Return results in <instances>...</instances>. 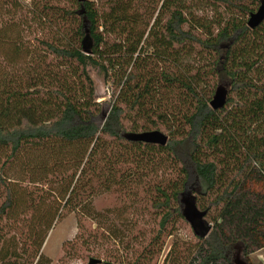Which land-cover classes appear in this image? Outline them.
<instances>
[{"label": "trees", "instance_id": "16d2710c", "mask_svg": "<svg viewBox=\"0 0 264 264\" xmlns=\"http://www.w3.org/2000/svg\"><path fill=\"white\" fill-rule=\"evenodd\" d=\"M20 1L0 0V264H41L47 232L62 216L44 203L22 202L8 168L34 154L53 161L38 164L43 178L53 177L69 164L65 152L77 148L74 180L61 181L65 208L107 141L153 167L166 157L176 170L172 182L155 188L152 207L162 216L151 247L172 221L188 222L191 205L211 230L204 238L193 230L190 264H235L238 257L252 264L250 255L264 249V21L255 29L247 21L262 0H67L70 7L32 0L28 17ZM202 3L213 16L197 14ZM27 20L40 29L34 49L18 30ZM55 24L64 36H45ZM89 67L112 89L102 125L95 123L103 110ZM219 85L229 93L213 110ZM163 92L178 97L174 123L155 104ZM153 132L167 143L126 138Z\"/></svg>", "mask_w": 264, "mask_h": 264}, {"label": "rangeland", "instance_id": "374dc122", "mask_svg": "<svg viewBox=\"0 0 264 264\" xmlns=\"http://www.w3.org/2000/svg\"><path fill=\"white\" fill-rule=\"evenodd\" d=\"M60 1L63 6H71L70 1ZM20 2L23 6L20 13L23 14L24 11L28 17L27 10H30L32 0ZM197 14L213 16L214 8L202 3L197 7ZM19 16L17 15V18ZM29 22L23 21L18 30L22 31L21 38L24 42L34 49L35 38L40 36V29ZM44 35L57 38L64 36V30L55 24ZM200 61L196 57L197 64H200ZM159 66L156 69L158 74L162 69ZM6 70L9 72L12 69L6 67ZM88 70L94 83L97 101L102 104L103 110L95 119V123L102 125L104 115H108L111 108L112 89L97 68L89 67ZM177 100V95L168 92H163L156 98L157 108L160 107L170 117L171 123H174V117L176 118L172 108ZM77 152V148H69L65 152V159L69 164L65 165L62 173L53 177L43 178L38 169L39 163H48L52 167L53 161L41 157L36 159L34 154L28 155L29 157L23 155L6 172V177L17 183L16 188L22 195V202L28 203L32 200L40 202L39 205L44 203L50 211H60L62 215L53 222L47 232L40 253L43 257L41 264H88L91 258L101 259L106 264H190L196 254L198 239L191 224L185 220L177 218L172 221L162 236L161 243L150 246L158 234L162 216L152 207L157 198L155 188L158 185L166 187L176 177V170L166 157H160L157 165L153 167L144 164L147 158H141L139 153L131 154L127 147L121 148L117 143L107 141L105 146L98 150L92 165L87 163L85 166L81 176L82 183L78 191L71 196L72 203L63 208L67 196L64 193L62 198L59 193L61 181L74 180L75 168L79 164L74 165L71 162L75 155H78ZM3 160L0 156V166ZM34 179L40 181L32 183ZM45 180L50 183H44ZM2 200L3 196L0 194V204ZM37 211H40V207ZM30 214L26 212V215ZM79 221L84 226L83 230L79 228ZM5 224L2 223L1 226L4 227ZM79 235L85 245L81 240H77ZM250 262L264 264V249L251 254Z\"/></svg>", "mask_w": 264, "mask_h": 264}, {"label": "water", "instance_id": "95a60500", "mask_svg": "<svg viewBox=\"0 0 264 264\" xmlns=\"http://www.w3.org/2000/svg\"><path fill=\"white\" fill-rule=\"evenodd\" d=\"M79 1L83 3L86 0H79ZM263 21H264V0L261 1V4L257 9V11L249 16V19L247 21V26L251 29H255L256 27L261 25ZM91 48H92V39L87 33L83 41V49L86 53H89L91 51ZM228 93H229V88L227 86L219 85L210 103L211 108L213 110L222 108L227 101ZM104 117L106 119L107 115H104ZM126 138L130 140H145L152 143H157V144L159 143L161 145H165L168 139L166 136H164L159 132L145 133V134H128ZM189 206L186 207L185 217L187 218L188 222L191 224L192 229L194 230L196 235L202 238L206 237L211 230V226L203 219V214L199 213L191 205ZM102 262H103L102 260L91 258L88 264H101ZM107 264H113V263H107ZM235 264H249V262L247 260L242 259L241 257H238L235 260Z\"/></svg>", "mask_w": 264, "mask_h": 264}]
</instances>
